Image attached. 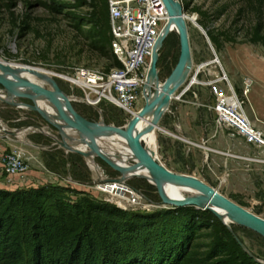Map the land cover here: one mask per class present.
<instances>
[{
  "label": "rangeland",
  "instance_id": "rangeland-1",
  "mask_svg": "<svg viewBox=\"0 0 264 264\" xmlns=\"http://www.w3.org/2000/svg\"><path fill=\"white\" fill-rule=\"evenodd\" d=\"M38 1L0 0V61L51 72L50 78L58 90L72 98L69 100L70 105L82 117L89 121H101L105 125L125 126L131 119L132 112L136 113L144 106L142 89L132 112L106 101H102L98 108L83 102V91L72 90L65 77L73 76L78 68L108 71L115 66L112 65L110 58L89 50L72 28L69 18L64 14L46 11L37 3ZM179 2L185 15L189 37L190 65H187L184 82L178 87L154 127L156 151L153 157L174 173L194 175L264 219V189L261 184L264 176L263 148L236 141V145L243 143L250 147L252 154L250 156L236 153L231 155L250 163L248 172L255 187H248L243 195H233L228 194L225 187V170H221L217 178L210 156L204 155L201 171L199 163L201 150L195 144L198 120L196 114L199 115L203 110L207 113L208 119L211 117L214 121V113L210 109L213 97L209 89L201 85V81L222 77L225 74L227 81L222 80L220 86L226 89L230 84L236 94L245 98L244 111L252 123V103L256 108L259 107L260 94L257 89L263 88L264 82H258L246 74L237 77L234 64L241 65L245 57L250 55L264 58V45L249 42L251 26L258 21L264 22V3L242 0H191L186 10L181 0ZM193 8H199L203 15L193 11ZM200 20L207 24L209 30L220 40L224 35H230L234 41H221V47L216 50L206 29L199 23ZM25 25L29 28L24 29ZM179 51V37L174 28L165 37L159 50L161 81L175 66ZM204 63L208 65L196 72L198 66ZM246 86L248 91L244 95L243 88ZM10 100L12 102L0 98V125L3 126H0L1 189L9 192L43 189L66 203L78 202L88 197L127 212L148 213L173 208L163 203L155 185L146 178L130 176L122 182L112 181L111 179L122 175L97 156L94 157V162L106 179H96L82 155L67 151L56 144V140L61 139L60 134L36 111L24 106L31 103L28 99L15 97ZM3 129L13 130L16 135H10ZM21 130L24 132L18 136ZM141 144L145 145L144 142ZM12 153H20L25 166L22 173L12 175L5 173V160ZM245 157L262 161L249 160ZM78 177L84 180L79 181L76 179ZM111 188H123L127 192L118 200ZM133 195L136 197L135 202H132ZM118 202L121 207L116 205ZM230 230L247 254L255 262L264 264V238L237 224H233Z\"/></svg>",
  "mask_w": 264,
  "mask_h": 264
},
{
  "label": "trees",
  "instance_id": "trees-1",
  "mask_svg": "<svg viewBox=\"0 0 264 264\" xmlns=\"http://www.w3.org/2000/svg\"><path fill=\"white\" fill-rule=\"evenodd\" d=\"M190 1L181 0L184 9ZM37 3L50 13L64 14L90 51L110 58L115 67L121 66L109 50L108 0ZM193 11L200 12L199 8ZM199 23L216 50L221 41H234L230 35L220 40L207 24ZM249 42L264 45L263 21L251 26ZM0 264L259 263L208 209L185 206L127 212L88 197L66 203L43 189L9 192L0 188Z\"/></svg>",
  "mask_w": 264,
  "mask_h": 264
},
{
  "label": "water",
  "instance_id": "water-1",
  "mask_svg": "<svg viewBox=\"0 0 264 264\" xmlns=\"http://www.w3.org/2000/svg\"><path fill=\"white\" fill-rule=\"evenodd\" d=\"M162 2L167 12V21L162 29L161 34L154 44L149 70L143 84L142 96L144 98V106L140 108L137 114L131 117L127 126L125 125L123 127H115L112 125H105L101 121H89L73 109L69 103V100L64 99L62 103L57 96L50 93L46 89L25 80L22 81V85H18L12 80L0 75V86L2 87L0 91H6L14 97L28 99L31 103L24 104V106L36 111L47 123L57 130L61 139L56 140V144L65 150L78 153L82 155L84 159L90 155L97 156L109 167L116 170L121 175L127 173L130 170L143 166L153 177L155 181V187L157 188V191L159 192L164 204H167L173 208L185 206H193L197 209L201 208L208 210H210L209 206L219 208L228 215L229 223L246 227L264 238L263 218L257 216L256 214L245 209L240 204L221 194L217 189L205 183L204 181L168 170L158 161L157 158L150 156L145 151L144 147L140 143L138 135L133 133L139 118L143 117L150 111H152V119L148 130L154 129L163 112L166 110L170 100L177 92L178 87L180 86L179 82L184 74L186 65L191 59L187 26L179 0H162ZM172 24L175 25L176 32L179 37V57L169 75L161 81L159 78L160 67L158 65L160 56L159 50L165 37L172 31ZM0 69L7 70L10 68L0 63ZM38 98H45L53 105L61 122L51 120L50 116L40 109L36 103V99ZM64 129L75 130L79 134L78 141L87 144L89 146V150L83 151L69 146V144L66 142V139L71 141L74 138L70 137L64 131ZM4 131L10 135H16L15 131L13 130L4 129ZM112 133H116L126 140L132 154L135 157V160L131 164L121 166L112 162L110 159L104 156L99 148L94 144V139L96 137L110 136ZM120 177L113 178L111 180L117 182L119 181ZM164 180H169L180 185L191 187L201 194L198 196H189L181 200L167 199L159 189L160 183ZM210 211L225 226H227L229 230L231 229L228 222L220 219L217 213L213 210ZM242 249L244 250L243 247Z\"/></svg>",
  "mask_w": 264,
  "mask_h": 264
},
{
  "label": "built area",
  "instance_id": "built-area-1",
  "mask_svg": "<svg viewBox=\"0 0 264 264\" xmlns=\"http://www.w3.org/2000/svg\"><path fill=\"white\" fill-rule=\"evenodd\" d=\"M108 13L111 36L109 50L121 66L108 71L78 68L73 76L65 78L72 90L83 91L82 100L88 105L98 108L102 101H106L132 112L149 70L154 44L167 21V12L162 0H108ZM206 65L208 63L200 64L196 72ZM222 80L227 81L225 74L200 82L213 97L210 109L214 113V134L228 130L231 138L262 147L264 153L263 134L252 125L245 113V98L236 94L229 83V88L220 86ZM243 89L245 95L248 87ZM5 161L6 174L24 171L20 153L8 155ZM111 189L118 200L127 192L123 188ZM134 195L132 202H135ZM116 205L121 207L119 202Z\"/></svg>",
  "mask_w": 264,
  "mask_h": 264
},
{
  "label": "bare ground",
  "instance_id": "bare-ground-1",
  "mask_svg": "<svg viewBox=\"0 0 264 264\" xmlns=\"http://www.w3.org/2000/svg\"><path fill=\"white\" fill-rule=\"evenodd\" d=\"M184 18H185V15H184ZM185 22H186V20H185ZM174 28L176 30L175 25L172 24V30ZM0 63L4 64L10 68L7 70L0 69V75L5 77V78L12 80L13 82H15L18 85H22L21 84L22 81L25 80L27 82H30L34 85H37L39 87L46 89L50 93L57 96L61 100L62 103H63L64 99H67V100L72 99V98L62 94L58 90V88L56 87V85L54 84L52 79L50 78L52 76L51 72H47V71L39 69V68H32L29 66L16 64V63H9V62H3V61H0ZM188 64L190 65V61H188L187 65ZM187 65H186L184 74H183V76L179 82V85H181L185 80L186 72H187L186 71ZM27 90H29V89H27ZM0 92H1L0 98L3 100H6L7 102H12V100H10V98H15L14 96H12L10 93H8L6 91H0ZM36 103L38 104V106L40 107V109L44 113H46L50 116L51 120L61 122V120L59 119L53 105L48 100H46L45 98H38V99H36ZM137 113H138V111L136 113L132 112L133 115H135ZM151 119H152V111L146 113L143 117H140L138 123L136 124V126L133 130V133L138 135L140 143L144 142L145 145L144 146L142 145V146L144 147L145 151L150 156L153 157V155L156 151V146H155L156 141H155V138L153 135L154 129L148 130L149 126H150ZM129 122H130V120L127 122L126 126L128 125ZM0 126L3 127L2 125H0ZM64 131L70 137L74 138L71 141L66 139V142L69 144V146H71L72 148H77V149L83 150V151L89 150V146L87 144H85L81 141H78L79 134L75 130L64 129ZM23 132H24V130L23 131L21 130L18 133V136H21L23 134ZM94 144L99 148V150L102 152V154L104 156H106L108 159H110L112 162H114L118 165L126 166V165L131 164L135 160V157L132 154L131 149L128 146L126 140L116 133H112L110 136L96 137L94 139ZM94 157H95L94 155H90L88 157H85L86 162H87L88 166L90 167V169L93 171L94 177L96 179L104 180V179H106L105 175H103L99 166L94 162ZM130 176L146 178L153 185H155V181H154L153 177L150 175L148 170L143 166L135 168L133 170H130L127 173H124L120 177L119 182H122L123 180H125L127 177H130ZM187 176L197 178L194 175H187ZM159 189H160L161 193L167 199H180L181 200V199H184V198L189 197V196H198L201 194L200 192H198L197 190H195L191 187L180 185L178 183H174V182L169 181V180L162 181L159 185ZM209 209L216 212L220 219L229 223V217L223 210H221L219 208H215L213 206H209ZM229 224H230V228H232L233 224H231V223H229Z\"/></svg>",
  "mask_w": 264,
  "mask_h": 264
},
{
  "label": "crops",
  "instance_id": "crops-1",
  "mask_svg": "<svg viewBox=\"0 0 264 264\" xmlns=\"http://www.w3.org/2000/svg\"><path fill=\"white\" fill-rule=\"evenodd\" d=\"M234 69L237 77L246 74L254 77L258 82H264V58L262 59L258 56L250 55L245 57L241 65L234 64ZM257 91L260 94V102L258 108H256L252 103V123L262 132L264 137V87H258ZM206 114L207 113L205 111L203 112V110L202 113H199V115L196 114L198 120L196 123L195 144L201 150V160L199 162L201 171L204 155L210 156L211 163L214 164L213 170L217 175V178L220 174L219 172H221V170H225V187L227 193L233 195H243L246 193V189L248 187H255L254 182L251 179V175L248 172V168L250 169V163L246 160H238L232 156L231 153L250 156L252 155L250 147L245 146L243 143H238V145H236L235 143L237 140L229 136L228 130L219 131L215 135L212 122L213 120L211 117L208 119V115ZM238 146H240V148ZM261 184L264 189V176Z\"/></svg>",
  "mask_w": 264,
  "mask_h": 264
}]
</instances>
